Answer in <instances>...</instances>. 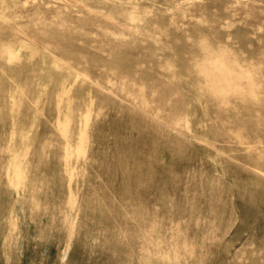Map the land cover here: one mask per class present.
<instances>
[{"label": "rangeland", "instance_id": "1", "mask_svg": "<svg viewBox=\"0 0 264 264\" xmlns=\"http://www.w3.org/2000/svg\"><path fill=\"white\" fill-rule=\"evenodd\" d=\"M9 1L5 11L0 6V264H264V0H237L254 3L255 24L235 16L234 0ZM191 3L196 9L182 19ZM102 12L117 20L138 13L130 22L147 30L121 29ZM12 16L18 25L5 18ZM155 28L163 40L154 39ZM31 34L55 44L42 46ZM47 69L54 76L38 113L36 89ZM221 78L229 85L219 86ZM62 81L72 112L65 135L56 119L67 102L54 101ZM122 83L132 94L146 88L147 121L155 127L147 128V144L128 141L131 101L121 96ZM19 86L22 126L12 133L8 104ZM161 101H169L165 110ZM175 113L178 124L170 120ZM8 138L29 142L17 187ZM118 155L123 164H115ZM131 166L142 176L122 193Z\"/></svg>", "mask_w": 264, "mask_h": 264}, {"label": "bare ground", "instance_id": "2", "mask_svg": "<svg viewBox=\"0 0 264 264\" xmlns=\"http://www.w3.org/2000/svg\"><path fill=\"white\" fill-rule=\"evenodd\" d=\"M63 1H65V2H68V3H70V4H76L77 3V0H63ZM10 5H11V2L9 1V0H0V6H1V10L2 11H5V9H7L8 7H10ZM196 6H197V4H195V3H191L188 7H187V9L183 12V16H182V19H185L186 17H189V16H191V14H192V11L194 10V9H196ZM136 7V6H135ZM230 9L234 12V14H235V16H239V17H243L245 20H247V21H249V22H251V23H253V24H255L257 21H258V19H259V17H260V14H259V12L257 11V9H256V7H255V5H254V3L252 2V1H246V2H244V3H241L240 1H237V0H234L233 2H232V5L230 6ZM135 11V10H134ZM127 12V11H126ZM138 14V13H137ZM136 13H134V15L132 16V17H128V15H127V13H125V15H126V18L125 19H123V20H117L115 17H114V15L113 14H111V13H109V12H102V17L105 19V20H107L108 22H112V23H116L117 25H118V27L119 28H121V29H128V30H131V31H139V32H142V33H144V30H147V26L145 25L144 27H143V29H141V28H137V27H135L136 26V24H132L131 22H130V20H134L135 18H141V16H139V15H137ZM145 14V13H144ZM180 16V15H179ZM6 18V20H8L10 23H12L14 26H16V25H18V22H19V19H18V17H16V16H12V17H5ZM9 18V19H8ZM181 19V20H182ZM175 21H177V19L175 20ZM175 23V22H174ZM112 34V33H111ZM110 34V35H111ZM151 34H154V39H157L158 37H159V39L160 40H163L164 39V37L161 35V31L159 30V28H155L153 31H152V33ZM123 35V34H122ZM30 37H32L33 38V40L36 42V43H38V44H40V45H42V46H45V45H47V44H55V42H52V41H50L48 38H46V37H44V36H42V35H33V34H31L30 35ZM11 38H16V34L15 35H13V36H11ZM124 39V38H123ZM175 40V39H174ZM106 41V40H105ZM107 43V42H106ZM163 46V45H162ZM197 46V45H196ZM106 47V46H105ZM167 47V46H166ZM165 47V48H166ZM198 47V46H197ZM164 48V49H165ZM204 48V47H203ZM170 49V48H169ZM198 49H200L201 50V47H198ZM135 51V50H134ZM159 60V59H158ZM165 60V59H164ZM190 60V59H189ZM188 61V60H187ZM194 62V61H193ZM199 63V62H198ZM221 64H226V63H228L227 62V60L225 61V62H223V61H221L220 62ZM167 65V64H166ZM195 65V64H194ZM200 65H202V63L200 62ZM227 65V64H226ZM192 66V65H191ZM221 65H219V67H220ZM198 67H199V65H198ZM230 67V66H229ZM115 68V67H114ZM114 68H112V69H114ZM140 68V67H139ZM169 68V67H168ZM171 68V67H170ZM200 68V67H199ZM204 68V67H203ZM228 68V67H227ZM108 69H109V67H108ZM231 69V68H230ZM229 69V70H230ZM149 70H150V68H149ZM187 70V69H186ZM204 70H205V68H204ZM112 71V70H111ZM220 71V70H219ZM114 72V71H113ZM173 72V71H172ZM193 72V71H192ZM203 72H205V71H203ZM203 72H201V73H203ZM209 72V71H208ZM211 72V71H210ZM221 72V71H220ZM117 74H118V72H117ZM122 74V73H121ZM206 74V73H205ZM205 74L203 75V76H205ZM211 74V73H210ZM213 74V73H212ZM227 74V73H226ZM100 75V74H99ZM120 75V74H119ZM53 76H54V72L53 71H51V69H47L46 71H45V80H43V82H41L40 84H38V88L36 89V98H35V109L37 110V112L38 113H40L41 112V104H42V102L45 100V98H46V92H47V88H48V86H49V84L51 83V81H52V79H53ZM98 76V75H97ZM97 76H96V78H97ZM101 76V75H100ZM162 76V75H161ZM196 76V75H195ZM213 76V75H212ZM224 76V75H223ZM233 76V75H232ZM123 77H125L124 76V74H123ZM123 77H122V79H123ZM206 77L208 78V77H211L210 75L209 76H207L206 75ZM224 77H226V76H224ZM227 77H228V75H227ZM229 77H230V75H229ZM99 78V77H98ZM115 78V77H114ZM120 79H121V77H119ZM119 78H118V80L117 81H119ZM130 78H131V76H130ZM166 78V77H165ZM193 78H196V77H194L193 76ZM218 78V77H217ZM223 78V77H222ZM222 78L220 79V80H222ZM127 79V78H126ZM134 79V78H133ZM160 79V78H159ZM190 79V78H189ZM216 79V78H215ZM125 80V79H124ZM128 81H130L129 79H127ZM138 80V79H137ZM142 80V79H141ZM196 80V79H195ZM204 80H205V78H204ZM208 80H209V78H208ZM218 80V79H217ZM139 81H140V79H139ZM158 81V80H157ZM161 81V80H160ZM197 81V80H196ZM207 81V80H206ZM210 81H212L211 79L209 80V82ZM120 82V81H119ZM118 82V83H119ZM142 82V81H141ZM145 82V81H144ZM155 82V81H154ZM199 82H200V80H199ZM208 82V83H209ZM217 82V81H216ZM219 82V81H218ZM139 83V82H138ZM138 83H135V85L137 84V86H138ZM143 83V82H142ZM196 83V82H195ZM213 83V82H212ZM229 83V82H228ZM141 84V83H140ZM159 84H160V82H159ZM162 84V83H161ZM160 84V85H161ZM167 84V83H166ZM200 84H202V82L200 83ZM205 84H206V82L203 84L204 86H205ZM129 85V84H128ZM145 84H143L142 86H144ZM151 85V84H150ZM149 85V86H150ZM152 85H153V83H152ZM174 85V84H173ZM172 85V86H173ZM216 85V84H215ZM218 85V84H217ZM229 85V84H228ZM227 85V86H228ZM231 85V84H230ZM120 86H121V88H120V91H121V93H122V97L123 98H125V99H127V98H129V100L131 101V105H130V113H128V120H129V123H130V125H129V134H131L132 136H130V138L128 139V141H129V143L131 142V141H134L136 144L137 143H141V144H143V143H145V144H147V143H149L150 141H151V138H149L148 137V135H147V128H150V127H153V125L149 122V120L147 121V98L145 97V95H144V93H143V91L146 89H143V91L141 90V89H138V90H136L135 92H133L134 94H132L131 92H129L128 90L129 89H127V87H126V84H124V83H122V84H120ZM148 86V87H149ZM156 86H157V82H156ZM207 86V85H206ZM212 86H214V84L212 85ZM219 86H222L221 84H219ZM224 86V85H223ZM222 86V87H223ZM226 86V85H225ZM130 87V86H129ZM128 87V88H129ZM141 87V86H140ZM150 87H152V86H150ZM158 87V86H157ZM215 87H217V86H215ZM132 88V87H131ZM153 88V87H152ZM155 88V87H154ZM201 88V87H200ZM210 88V87H209ZM213 89H211V91H213L214 90V87H212ZM219 88V87H218ZM218 88H216V90L218 89ZM221 88V87H220ZM134 89H136V88H134ZM156 89H158V88H156ZM155 89V90H156ZM165 89V88H164ZM172 89V88H171ZM205 89V88H204ZM203 89V90H204ZM229 90H230V88H228ZM118 90V89H117ZM150 90V89H149ZM152 90V89H151ZM150 90V91H151ZM154 90V89H153ZM154 90V91H155ZM161 90H162V88H161ZM167 90H169V89H167ZM167 90H165V92L167 91ZM200 90V89H199ZM219 90V89H218ZM263 90V89H262ZM153 91V92H154ZM158 92L160 91V90H157ZM171 90H169V92H170ZM206 91V90H205ZM205 91H204V93H205ZM224 91H227V89L226 90H222L221 91V93L222 92H224ZM260 91V90H259ZM148 92V91H147ZM157 92V93H158ZM162 93L164 92V91H161ZM161 92L159 93V94H161ZM165 92L163 93L164 95H167V94H169V92H167L166 94H165ZM172 92H173V90H172ZM171 92V93H172ZM210 92V91H209ZM152 93V92H151ZM155 93V92H154ZM153 93V94H154ZM157 93H155L156 95H157ZM203 93V92H202ZM235 93V92H234ZM23 94H24V90H23V88H21V86H19V87H17V88H15V94L14 95H11V99H10V101H9V104H8V109H9V111H10V116H11V119H12V123H11V125H12V133H14V132H17V129L19 128V127H21L22 126V122H21V116H20V105H21V101L23 100ZM146 94V93H145ZM174 94H176L175 93V91H174ZM181 94V93H180ZM193 94V93H192ZM214 94V93H213ZM216 94V93H215ZM226 93H224V95H225ZM262 94V93H261ZM149 95H150V93H149ZM162 95V94H161ZM177 95V94H176ZM195 95V94H194ZM193 95V96H194ZM198 95H199V93H198ZM207 95V94H206ZM222 95V94H221ZM224 95H222L223 97H224ZM146 96H148V94L146 95ZM152 96V95H151ZM154 96V95H153ZM167 96H169V95H167ZM200 96H201V94H200ZM219 96H220V94H219ZM241 96V95H240ZM104 97V96H103ZM103 97H101L102 99H103ZM106 97V96H105ZM156 97V96H155ZM158 97H160L161 98V96L160 95H158ZM163 97V96H162ZM181 97V96H180ZM192 97V96H191ZM206 97H208V96H206ZM253 97H255V96H253ZM252 97V98H253ZM100 98V97H99ZM108 98V97H107ZM149 98V97H148ZM151 98V97H150ZM153 98V97H152ZM164 98H166L165 96H164ZM164 98H163V100H164ZM168 98H170V97H168ZM172 98V97H171ZM170 98V99H171ZM183 98V97H182ZM197 98V97H196ZM205 98V97H204ZM217 98V97H216ZM256 98V97H255ZM65 100L66 102H67V107H66V111L64 112V114H63V116L61 117V118H59V117H57V119H56V125H57V127L60 129V131H61V133L62 134H66V132H67V130H68V127H69V123H70V120H71V116H72V112H71V105H70V98H69V96H68V91H67V89H66V87H65V82L64 81H62L61 83H60V85H59V88H58V91L55 93V98H54V101L56 102V104H58L61 100ZM122 99V98H121ZM156 99H158V98H156ZM170 99H168V100H170ZM178 99V98H177ZM176 99V103H178V101L180 100V98L177 100ZM192 99H194V98H192ZM220 99V98H219ZM224 99V98H223ZM222 99V100H223ZM149 100V99H148ZM159 100V99H158ZM175 100V99H174ZM173 100V101H174ZM182 100V99H181ZM180 100V101H181ZM205 100V99H204ZM211 100V99H210ZM226 100V99H225ZM149 101H151V100H149ZM152 101H154L153 99H152ZM160 101V100H159ZM159 101H158V103H156L157 105H159ZM183 101V100H182ZM194 101H196V100H194ZM209 101V100H208ZM208 101H206V102H208ZM259 101V100H258ZM258 101H256V102H258ZM106 102H107V100H106ZM162 102V101H161ZM169 102V101H168ZM168 102L166 103V106H168ZM222 102V101H221ZM224 102V101H223ZM260 102V101H259ZM100 103H101V99H100ZM104 103V102H103ZM152 103V102H151ZM154 103V102H153ZM163 103V102H162ZM171 103L172 102H170V104L169 105H171ZM175 103V104H176ZM180 103V102H179ZM199 103H200V101H199ZM228 103H230V102H228ZM102 104V103H101ZM105 104V103H104ZM155 104V103H154ZM172 104H174V102L172 103ZM188 104V103H187ZM187 104H184V105H187ZM190 104V103H189ZM197 104V103H196ZM206 104V103H205ZM222 104V103H221ZM177 105H179V104H177ZM181 105H183V103L181 102ZM226 105V104H225ZM254 105V104H253ZM155 106V105H154ZM166 106H164V103H163V110H165L164 109V107H166ZM175 107H176V105H174ZM189 106V105H188ZM192 106V105H191ZM212 106V105H211ZM215 106V105H214ZM121 107V106H120ZM149 107H150V105H149ZM157 107V106H156ZM161 107V106H160ZM159 107V108H160ZM172 107H173V105H172ZM178 107V106H177ZM169 108V107H168ZM167 108V109H168ZM183 108V107H182ZM205 108V107H204ZM208 108V107H207ZM55 109L57 110L58 109V105H55ZM152 109H153V107H152ZM177 109V108H176ZM154 110V109H153ZM155 110H156V108H155ZM161 110V109H160ZM172 110H173V108H172ZM148 111H150V110H148ZM167 111V110H166ZM166 111H164V112H166ZM180 111V110H179ZM184 111V110H183ZM183 111H180V112H182L183 113ZM256 111V110H255ZM151 112V111H150ZM154 112V111H153ZM161 112H162V110H161ZM193 112V111H192ZM204 112V111H203ZM160 113V112H159ZM176 113H177V111H176ZM175 113V114H176ZM186 112H184V114H185ZM219 113V112H218ZM256 113H259L258 111L256 112ZM90 114H91V103H88V104H86L85 105V107H84V111H83V114H82V117H81V119H82V122H83V127L81 128V129H79V133H78V140L81 142L82 141V139L81 138H84L85 137V132H86V130H85V127H86V124H87V122H88V119H89V117H90ZM163 114V113H162ZM166 114V113H165ZM171 114V113H170ZM172 114H173V112H172ZM172 114H171V116H172ZM174 114V116L170 119V120H172V123H177V122H179V121H181V116L182 115H180V113L178 114V116H177V114L175 115ZM167 116L169 115V114H166ZM180 115V116H179ZM188 115V114H187ZM187 115L185 114L184 116H183V121L186 123L187 122ZM204 115H206L205 113H204ZM214 115V114H213ZM161 116V115H160ZM159 116V117H160ZM163 116V115H162ZM206 117H208V116H206ZM216 117V116H215ZM247 117V116H246ZM154 118V117H153ZM161 118V117H160ZM164 118V117H163ZM162 118V119H163ZM168 118H169V116H168ZM198 118H199V116H198ZM212 118V117H211ZM217 118V117H216ZM253 118V117H252ZM256 118V117H255ZM165 119H166V116H165ZM208 119V118H207ZM257 119V118H256ZM153 120V119H152ZM161 120V119H160ZM167 120V119H166ZM209 120H211L210 118H209ZM214 120H215V118H214ZM183 121H182V125H183ZM207 121V120H206ZM159 122V121H158ZM161 122V121H160ZM163 122H165V121H163ZM211 122H212V120H211ZM225 122V121H224ZM258 122V121H257ZM156 123V122H155ZM167 123V122H166ZM184 123V124H185ZM165 124V123H164ZM178 124V123H177ZM212 124H214V123H212ZM160 125V124H159ZM157 126V127H160V126ZM189 125V124H188ZM188 125H187V123H186V126H187V128H188ZM210 125L211 124H209V128H214V126L216 125H214L213 127H210ZM257 125H259V123L257 124ZM174 126V125H173ZM169 127V126H168ZM172 127V126H171ZM176 127V126H175ZM179 127V126H178ZM215 127H217V126H215ZM154 129H155V127H153ZM152 128V129H153ZM162 128V127H161ZM183 128H184V126H183ZM174 129V128H173ZM216 129V128H215ZM228 129V128H227ZM150 130V129H149ZM157 130V129H156ZM155 130V131H156ZM177 130H180V129H177ZM185 130V129H184ZM188 130V129H187ZM196 130V129H195ZM217 130V129H216ZM98 131V130H97ZM163 131H164V129H163ZM173 131H175V130H172V132ZM208 131H209V129H208ZM223 131V130H222ZM226 131V130H225ZM230 131V130H229ZM167 132V131H166ZM170 131H168V133H169ZM188 132H189V130H188ZM203 132V131H202ZM155 133H157V132H155ZM161 133V132H160ZM213 133H214V129H213ZM212 133V134H213ZM216 133H217V131H216ZM216 133H214V134H216ZM178 135V134H177ZM211 135V134H210ZM106 136V135H105ZM127 136V135H126ZM187 136V135H186ZM189 136V135H188ZM203 136V135H202ZM23 137H26V135L25 136H23ZM154 137H156V136H154ZM183 137V136H182ZM172 138V137H171ZM176 138V137H175ZM178 138H179V136H178ZM185 138V137H184ZM187 138V137H186ZM12 139V138H11ZM11 139L10 138H8L7 139V142H6V145H5V147H7L8 148V150H10L11 151V156L14 158V160H13V162L10 164V167H11V180H12V182H13V184H14V186H16L17 187V185H19V184H22V182L24 181V174H25V171H26V158H27V155H28V152H29V142H28V140L26 139H24V141H22L21 143H14V142H12L11 141ZM170 139V138H169ZM192 139V138H191ZM196 139V138H195ZM8 140H9V142H8ZM184 140V139H183ZM260 140V139H259ZM121 141V140H120ZM187 141H188V139H187ZM198 141V140H197ZM200 141V140H199ZM134 142H132L131 143V148H133V152H134V154L132 155V156H137V153H138V150L136 151V147H134L135 146V144H134ZM129 143H127V144H129ZM183 143V142H182ZM200 143V142H199ZM65 144H67V140H65ZM201 144H202V142H201ZM204 145V144H203ZM79 151H83L81 148L79 149ZM66 158V157H65ZM16 159V160H15ZM124 158H122V156H117V159H116V161H115V164L116 165H120V164H123L124 163V160H123ZM128 164V163H127ZM125 169V168H124ZM129 172H133L132 174H133V176L131 177V179H125V178H128L129 177V175H128V173ZM135 172H136V170L134 171V168H133V166H131V167H129V169L127 168V171H126V176H125V178L124 179H122L123 180V183H122V185H121V189H122V193L123 192H127V193H130V189L133 187H137V185L139 184V182H140V177L142 176L140 173H138L137 175H135ZM135 176V177H134ZM122 178V177H121ZM243 179V178H242ZM245 183V182H244ZM95 187V186H94ZM103 188V187H102ZM115 188V187H114ZM239 189H240V187H239ZM95 190V189H94ZM116 190V189H115ZM217 190V189H216ZM241 190V189H240ZM91 191V190H90ZM220 191V190H219ZM94 194V193H93ZM117 194V193H116ZM115 194V195H116ZM107 196V195H106ZM124 197V196H123ZM217 197H218V195H217ZM93 198V197H92ZM132 198V197H131ZM106 199H107V197H106ZM85 200L87 201V197L85 198ZM92 200H94V199H92ZM124 200V199H123ZM128 200V199H127ZM132 200V199H131ZM109 201V200H108ZM122 201V200H121ZM210 201V200H209ZM88 202L89 203H92V201H89L88 200ZM120 202V201H119ZM123 202H125V201H123ZM108 203V202H107ZM86 204V203H85ZM93 205V204H92ZM103 205V204H102ZM115 205V204H114ZM85 206V205H84ZM112 206V205H111ZM123 206H124V204H123ZM129 206H130V204H129ZM133 206V205H132ZM89 207V204L87 205V208ZM93 207V206H92ZM91 207V208H92ZM99 207H100V205H99ZM98 207V208H99ZM128 207V206H127ZM94 208V207H93ZM92 208V209H93ZM117 208V207H116ZM115 208V209H116ZM100 209V208H99ZM109 209V208H108ZM95 210H97V208L95 209ZM88 211V210H87ZM97 212H98V210H97ZM101 212V211H100ZM100 212H98V213H100ZM110 212V211H109ZM119 212V211H118ZM132 212V211H131ZM117 214V213H116ZM120 214V213H119ZM128 214V213H127ZM99 215V214H98ZM101 215V214H100ZM121 215V214H120ZM86 216V215H85ZM102 216V215H101ZM87 217V216H86ZM120 217V216H119ZM124 217V216H123ZM104 218V217H103ZM85 219V218H84ZM119 220V219H118ZM112 221V220H111ZM129 221V220H128ZM85 222V221H84ZM116 222V221H115ZM101 224V223H100ZM117 224H118V222H117ZM123 224V223H122ZM119 225V224H118ZM134 225V224H133ZM122 228V227H121ZM128 228V227H127ZM132 228V231H133V227H131ZM131 230V229H130ZM129 230V231H130ZM109 231H111V230H109ZM120 231H121V229H120ZM125 231V230H124ZM122 232V231H121ZM124 233V232H123ZM129 233V232H128ZM127 233V234H128ZM126 234V235H127ZM131 234H133V233H131ZM130 234H128V236H129ZM141 236V238H144L143 239V242H144V250L143 251H145L146 253H144L142 256V262H147V260L149 259V257L147 256V239L144 237V234L143 233H141L140 234ZM131 236V235H130ZM126 239V238H125ZM128 239V238H127ZM129 241V240H128ZM138 245V244H137ZM140 245V244H139ZM136 250V249H135ZM134 250V251H135Z\"/></svg>", "mask_w": 264, "mask_h": 264}, {"label": "clouds", "instance_id": "3", "mask_svg": "<svg viewBox=\"0 0 264 264\" xmlns=\"http://www.w3.org/2000/svg\"><path fill=\"white\" fill-rule=\"evenodd\" d=\"M225 53L222 51L221 52V55H224ZM220 71H221V74H222V76L225 74V73H228V68H227V66L226 65H221L220 66ZM219 84H221V85H227V83H228V81H227V79L226 78H224V79H222V80H220L219 82H218Z\"/></svg>", "mask_w": 264, "mask_h": 264}]
</instances>
